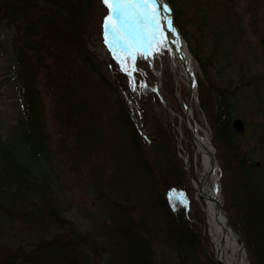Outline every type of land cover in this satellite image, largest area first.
I'll list each match as a JSON object with an SVG mask.
<instances>
[{
  "label": "trees",
  "instance_id": "obj_1",
  "mask_svg": "<svg viewBox=\"0 0 264 264\" xmlns=\"http://www.w3.org/2000/svg\"><path fill=\"white\" fill-rule=\"evenodd\" d=\"M96 3L0 0V22L14 30L10 49L25 112L20 146L0 135V264H94L101 255L107 264H215L202 257L185 212L172 128L166 123L144 134L87 48ZM169 5L185 38L181 13ZM222 42L217 41L219 53L226 51ZM197 86L208 90L198 81ZM211 90L213 102L203 93L199 100L218 153L223 207L249 264H264V94L254 105L263 121H247L236 130L232 123L242 111L235 104L238 89ZM154 102V91L142 96L145 108ZM150 112L146 125L152 123ZM48 118L55 121V137L48 133ZM249 127L245 141L256 144L243 150L245 141L236 137ZM68 173L88 187L104 212L93 231L81 230L63 214L60 179ZM21 221H27L28 232L12 241L8 236Z\"/></svg>",
  "mask_w": 264,
  "mask_h": 264
},
{
  "label": "rangeland",
  "instance_id": "obj_2",
  "mask_svg": "<svg viewBox=\"0 0 264 264\" xmlns=\"http://www.w3.org/2000/svg\"><path fill=\"white\" fill-rule=\"evenodd\" d=\"M96 1L94 15L87 25L85 42L87 48L102 65L104 74L109 81L121 91L129 115L144 134H148L150 130L156 133L159 125L168 123L174 134L177 156L180 151L178 142L181 132L183 144L188 150H191L190 132L185 127L183 119L187 87L183 86L178 94L175 78L170 70L166 69L162 76H156L147 60L139 54L135 56L134 60H127L126 66L129 70L133 65L136 69L132 72L131 77L135 83H130V77L126 71L122 70L121 62L114 57L104 43V17L109 15V9L101 0ZM247 1L166 0L167 4H171L172 8L176 6L181 13L184 39L193 58L196 82L198 81L208 89L204 92L197 86L196 100H194L193 106L195 121L202 128V132L210 136L211 139L212 131L201 108L199 94L203 93L208 97L210 103L213 102L212 87L238 89L235 94V104L240 106L242 111L238 113L239 117L233 121L234 126L238 123L242 129L244 122L263 121L262 115L255 111L254 105H260L259 98L264 94V52L260 44V39L264 38V0L250 1L251 8L254 10L253 14L248 11L249 1L248 3ZM205 10L209 16L205 14ZM112 22L114 25H119V20L116 17L112 18ZM232 28H236V33ZM259 29L262 30L257 33ZM13 33V28L7 22H0V135L20 146L21 130L25 125V112L21 95V78L15 67V56L10 50ZM118 35L131 45L132 38L129 40L123 31H120ZM218 39L224 41L222 43L226 51L222 53L225 56L219 53L221 50L217 46ZM9 51L13 54V58ZM116 52L122 59L125 58L126 52L122 48H117ZM240 74L243 76L245 74L244 80L240 79ZM261 78L262 80L255 82ZM241 80L244 81V84L241 82L243 86L240 84ZM164 81L169 84V89L172 92L164 89L162 86ZM151 91L157 95L159 102H154L152 109H148L142 105L141 99ZM168 109L172 110L173 115L169 114ZM149 112L152 123L146 125L145 116ZM49 116L50 114H48ZM47 124L48 133L55 137V121L48 118ZM248 129L249 131L244 130L243 134L239 133L236 139L245 141L252 132L250 127ZM255 144L256 139H248L244 143L243 150ZM217 155L215 148L218 174H220ZM225 159L229 162L228 154L225 155ZM181 176L178 185L182 189L185 212L190 224L197 230L200 239V253L204 260H208V248L202 245L199 229L192 221L191 214L187 209L186 197L190 189L184 172L181 173ZM60 181L62 186L60 205L63 208V214L81 230H95L96 225L103 220L104 212L95 201L93 193L69 173L65 176L62 174ZM238 196H242L241 191ZM26 227L27 221H21L16 225V229L11 230L8 238L12 241L22 239L28 232ZM260 247L264 249V242L260 244ZM94 264H107V257L105 255L96 257Z\"/></svg>",
  "mask_w": 264,
  "mask_h": 264
},
{
  "label": "bare ground",
  "instance_id": "obj_3",
  "mask_svg": "<svg viewBox=\"0 0 264 264\" xmlns=\"http://www.w3.org/2000/svg\"><path fill=\"white\" fill-rule=\"evenodd\" d=\"M164 4L167 5L166 0H159L158 7ZM161 27L166 30L167 23L161 21ZM166 35L169 41L167 47L159 53L148 55L145 59L156 76H162L166 69L170 70L175 78L179 94L181 88L187 86L186 68L196 81L194 62L186 42H184L182 50L179 51L174 35L171 33H166ZM125 36L130 40L129 35L125 33ZM10 56L13 58L11 52ZM193 95L196 97V88ZM190 112L194 113L193 109ZM186 115L189 117V111ZM187 129L191 136V150H188L183 144L181 132L178 142L179 156L190 189L186 197L187 209L191 214L192 221L199 229L201 243L207 246V254L215 264H248L238 234L228 222L226 211L222 208L215 212V200L221 203L218 169H214L209 174L206 173L214 153L212 143L207 134L202 132V128L197 122L194 125L188 122ZM215 215L219 221L214 219Z\"/></svg>",
  "mask_w": 264,
  "mask_h": 264
},
{
  "label": "snow or ice",
  "instance_id": "obj_4",
  "mask_svg": "<svg viewBox=\"0 0 264 264\" xmlns=\"http://www.w3.org/2000/svg\"><path fill=\"white\" fill-rule=\"evenodd\" d=\"M101 2L109 9V15L104 17V43L121 62L122 70L130 77V83L134 84L135 80L131 77L136 69L133 65L129 70L126 66L127 60H134L137 54L147 58L148 55L159 53L167 47L169 41L166 33L176 35L171 18L166 15L170 9L164 4L161 12L158 7L159 0H101ZM113 17L119 20L118 26L113 24ZM161 21L167 23L166 30L161 27ZM120 31L132 38L131 45L119 37ZM117 48H122L126 52L125 58L122 59L117 54Z\"/></svg>",
  "mask_w": 264,
  "mask_h": 264
},
{
  "label": "water",
  "instance_id": "obj_5",
  "mask_svg": "<svg viewBox=\"0 0 264 264\" xmlns=\"http://www.w3.org/2000/svg\"><path fill=\"white\" fill-rule=\"evenodd\" d=\"M160 9H161V11H163L162 6L160 7ZM166 15L170 16L171 23H172L173 27L176 29V35H174V38H175V41H176L177 49L179 51H181L185 41H184L182 35L180 34L179 29L177 28V26L174 23L173 15L171 13H167ZM260 44H261L262 50L264 52V38H262L260 40ZM184 67H185V64H184ZM186 78H187V97H186L185 114H187V112L189 111L190 120L192 121V124H194V113L193 112L191 113L190 110L192 109V99L194 98L193 92H194V89L196 87V82H195L191 72L188 71L187 68H186ZM168 111H169V114L171 115L172 111L170 109H168ZM186 124H188V119L187 118H186ZM235 128L236 129H241L240 124L236 123L235 124ZM213 149H214V147H213ZM213 152L215 153V149L213 150ZM214 153L211 156L210 167H209L208 171L206 172L207 174H209L210 172L214 171V169L217 168V162H216V158H215ZM218 182H219V176H218ZM220 201H221V199H220ZM214 208H215V212H217L219 209H222L223 208L222 202L218 203L215 200V207ZM227 216H228V214H227ZM214 219L218 220V217L215 215ZM241 247L243 248V251H244V242L243 241H241Z\"/></svg>",
  "mask_w": 264,
  "mask_h": 264
}]
</instances>
